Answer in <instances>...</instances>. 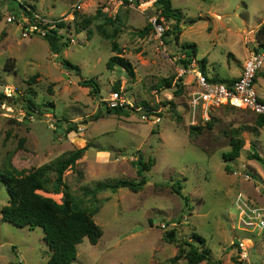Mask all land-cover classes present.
<instances>
[{"label":"rangeland","instance_id":"rangeland-1","mask_svg":"<svg viewBox=\"0 0 264 264\" xmlns=\"http://www.w3.org/2000/svg\"><path fill=\"white\" fill-rule=\"evenodd\" d=\"M19 2L34 6L44 18L64 17L69 24L66 35L73 41L68 39V47L56 54L44 38H22L17 22H6L8 16H23L17 2L0 4V94L10 98L0 105V171L10 161L29 173L90 144L63 180L82 207L97 208L93 220L102 235L95 245L84 238L72 264H185L172 262L176 244L163 240L172 229L179 240L188 241L192 232L201 236L210 251L209 264H263L262 243L253 245L246 262L238 260L233 243L247 234L237 230L236 195L264 206L255 189L259 180L264 182V166L250 159L257 153L264 163V125H258L252 112L229 106L206 112L199 106L194 113L189 106L195 90L191 78L178 71L185 57L180 45L188 43L196 45V60L205 61L207 76L237 75L256 46L253 33L264 21V0H170L179 22L161 18L160 22L166 31L177 24L178 39L164 37L165 33L156 36L152 20L159 18V10L149 0L110 12L103 11L101 0ZM78 2L81 8L74 18L91 19L81 31L67 15ZM112 41L118 55L111 50ZM113 56L132 65L133 78L118 67H106ZM63 59L76 65L80 75L65 70ZM260 70L264 72V65ZM86 79L98 84V94L80 85ZM164 79L171 81L170 88L162 86ZM263 80L260 76L257 84L261 98ZM117 84L132 105L147 104L145 120L136 109L106 113L104 100ZM29 88L37 103L53 106L41 115L26 116L14 98ZM95 115L100 117L94 119ZM68 125L77 129L67 134ZM235 139L243 142L239 156L225 160L223 154ZM127 150L135 153L125 156ZM139 155L143 162H152L149 172L143 173L146 184L140 191L84 193V188L99 182L138 181L134 163ZM178 187L180 194L172 189L179 191ZM39 193L61 202V194ZM7 200L0 184V210ZM42 238L41 229L16 228L0 216V264H47L49 250Z\"/></svg>","mask_w":264,"mask_h":264},{"label":"trees","instance_id":"trees-1","mask_svg":"<svg viewBox=\"0 0 264 264\" xmlns=\"http://www.w3.org/2000/svg\"><path fill=\"white\" fill-rule=\"evenodd\" d=\"M16 1L18 10L22 12L31 21L33 20V14H35V7L29 6L24 3ZM155 4L159 10V18L164 21L173 19L179 22V12L175 11L171 7L170 0H156ZM76 16V13H75ZM74 28L86 30L91 24L90 18H74ZM69 24L59 23L56 28H65L67 31ZM146 31L143 30L142 33ZM179 30L177 24H175L171 30H167L164 37L172 36L174 39H178ZM107 39L114 38L113 35H105ZM64 37L57 35L55 29L47 30L44 40L48 43L51 51L58 54L64 48H67V41H63ZM254 41L256 46L252 48L255 53L264 51V21L254 33ZM184 53V59L180 60L182 65L188 66L192 60L199 65V71L207 78L211 83H227L230 80L220 78L217 75L207 77L205 72V61L196 60V45L183 43L180 45ZM112 52L117 55L120 53L119 48L112 41ZM61 66L67 70L74 72L75 75H80V69L68 62L67 60H60ZM106 67L109 70H113L114 67H118L123 70L128 77L133 78L132 65L124 58L119 56H113L109 58L106 63ZM33 81V80H32ZM180 81V80H179ZM162 86L167 88L171 87V81L168 79L162 80ZM85 88H90L94 91V94L99 93L98 84L93 79H86L80 82ZM179 87V86H178ZM119 85L117 84L114 91H118ZM35 92L29 88L23 94L16 93L15 101L20 104L22 111L26 116L32 117L41 115L44 109L52 107L51 103L39 104L36 102ZM9 97L0 94V105L6 102ZM142 109H147L145 102H140ZM172 105V103H170ZM129 110V109H128ZM127 109H107V114H122L127 113ZM130 111V110H129ZM148 116V115H147ZM100 116L95 115L94 119H98ZM258 117L257 122L259 126L264 125V118ZM71 125V124H70ZM65 129V133L73 132L77 129V126H72ZM56 127H59L57 124ZM235 133V131H232ZM19 145H23V139L19 141ZM243 146V142L240 140H232L230 142V151L223 154L225 160H234L238 158L239 152ZM90 148V144L87 143L84 147L75 149L62 155L60 158L52 162L51 164L42 165L41 167L24 173L17 170L10 161L7 162L6 168L0 171V184H2L7 193V205L0 210L1 220L8 224L13 225L16 228H28L33 230L35 228L41 229L43 233V242L49 250V258L47 264H72L76 259V246L82 242L85 238L91 245L97 244L101 238L102 231L94 223L93 216L97 211V208L89 209L82 207L77 199L69 192L67 185L63 180L64 173L69 170H74L77 162L84 156L85 152ZM250 159H255L261 162L264 166L263 159L257 154L253 153ZM137 176L140 178L138 181L118 180L113 182H99L96 183L93 188H84V193L89 196H95L98 192L119 188H127L132 192L140 191L146 184L143 173L149 172L152 162L149 159L147 162H143L142 156L139 155L137 161L134 163ZM50 173H54V178L50 179ZM177 194H180L181 187H178L179 191L172 188ZM39 192L51 193L54 195H62L61 202L58 203L50 197H46ZM163 240L169 244H176L177 255L172 259V262L179 260L185 261V264H201L207 262L209 264V249L206 247L205 240L198 234L192 232L189 240H179L176 236L174 229L166 231L163 235Z\"/></svg>","mask_w":264,"mask_h":264},{"label":"built area","instance_id":"built-area-1","mask_svg":"<svg viewBox=\"0 0 264 264\" xmlns=\"http://www.w3.org/2000/svg\"><path fill=\"white\" fill-rule=\"evenodd\" d=\"M4 0H0V4ZM19 1V0H17ZM103 5V11H117L120 7L131 6L134 3L142 2L143 0H101ZM151 3L156 0H149ZM80 3H75L71 8V13L67 14L71 16L72 21L75 13L80 11ZM23 14L22 12H20ZM71 14V15H70ZM17 19L14 15L6 18L7 23L17 22L16 25L20 29V36L22 38H29L32 36H39L44 38L47 30L55 29L57 35L64 37L63 41H73L66 35L65 28H56L59 23L68 24L64 17L61 18H44L38 14H33V20L31 21L24 14L21 16L17 14ZM71 22V21H70ZM152 26L157 37H161L166 28L161 22L157 21V18L152 20ZM264 65V51L255 53L250 51L248 59L246 60L241 74L230 80L227 83H211L207 78L199 71L195 62H191L188 66L182 65L179 69V75L189 74L191 81L190 85L193 90L190 94L189 106L195 113L197 107L202 106L203 112H206L210 107H232L235 109H242L252 112L256 116L264 118V100H261L254 88V80L257 72ZM105 108L107 109H136L137 112H141V119L145 120V111L141 107L137 108L132 105L124 96L121 90L111 92L109 97L104 100ZM159 120V119H157ZM250 177L245 173V179ZM255 189L264 198V182L259 180L255 184ZM234 208L237 210V230L244 232L243 239H236L233 245L237 249L238 260L246 262L249 258V251L253 248V245L257 242L263 244V264H264V206L256 205L253 201H250L238 193L235 197ZM164 227V226H163Z\"/></svg>","mask_w":264,"mask_h":264},{"label":"crops","instance_id":"crops-1","mask_svg":"<svg viewBox=\"0 0 264 264\" xmlns=\"http://www.w3.org/2000/svg\"><path fill=\"white\" fill-rule=\"evenodd\" d=\"M254 34V33H253ZM249 53H250V51H248V56H249ZM248 59V57H246L244 60H243V62H242V65L244 66V64H245V62H246V60ZM241 71H242V69L237 73V75H229L227 78H225V79H229V80H232V79H235V78H237L240 74H241ZM260 76L261 77H263L264 78V72H262L261 70H259L258 72H257V74H256V77H255V80H254V86H255V90H256V92H257V94H258V91H257V84H259L258 82H259V78H260ZM207 77H212V76H207ZM261 88L264 90V80H263V85L261 86ZM258 96H259V94H258ZM259 98L261 99V100H264V98H261L260 96H259ZM101 154H104V153H101ZM106 155H107V153H105Z\"/></svg>","mask_w":264,"mask_h":264},{"label":"water","instance_id":"water-1","mask_svg":"<svg viewBox=\"0 0 264 264\" xmlns=\"http://www.w3.org/2000/svg\"><path fill=\"white\" fill-rule=\"evenodd\" d=\"M147 113H148V111H144V112H143L144 115H146ZM136 114H137L138 116H141V115H142L141 112H136ZM133 153H135V150H127L125 156H129L130 154H133Z\"/></svg>","mask_w":264,"mask_h":264}]
</instances>
